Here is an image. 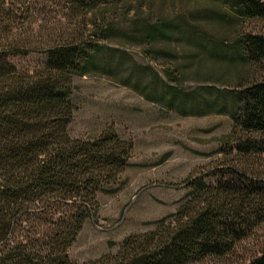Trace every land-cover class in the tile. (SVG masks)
Returning a JSON list of instances; mask_svg holds the SVG:
<instances>
[{
    "label": "trees",
    "instance_id": "obj_1",
    "mask_svg": "<svg viewBox=\"0 0 264 264\" xmlns=\"http://www.w3.org/2000/svg\"><path fill=\"white\" fill-rule=\"evenodd\" d=\"M157 1L0 0V264H200L232 256L264 231V35L245 29L264 21V0H194L192 19H201L195 24L158 14ZM58 5L75 27L53 37L37 17L40 8ZM131 14L138 18L136 32L116 30ZM115 32L150 48L185 42L195 57H208L234 76L238 88L230 103L210 105L229 111L233 140L224 153L233 158L216 169L217 181H186L185 202L155 230L128 236L117 253L78 263L70 250L86 222L97 220L99 194L119 182L135 151L134 141L113 127L91 140L70 133L74 79L110 76L123 66L100 43ZM151 52L176 56L167 47ZM33 54L46 58L44 69L20 71L14 59ZM148 70L163 87L149 92L137 77L134 89L148 100L184 114L201 108ZM249 264H264V243Z\"/></svg>",
    "mask_w": 264,
    "mask_h": 264
},
{
    "label": "rangeland",
    "instance_id": "obj_2",
    "mask_svg": "<svg viewBox=\"0 0 264 264\" xmlns=\"http://www.w3.org/2000/svg\"><path fill=\"white\" fill-rule=\"evenodd\" d=\"M195 3L158 0L156 12L172 20L184 17L195 24L201 20L196 16L192 19ZM58 6L40 8L37 17L38 25L48 29L53 37L75 27L63 19ZM137 19L134 14L122 18L115 29L133 34ZM245 29L264 35V21H250ZM123 33L115 32L100 42L123 65L120 71L110 76L92 73L74 79L72 101L77 110L70 127L71 136L91 140L113 127L122 138L132 139L135 144L130 167L115 186L99 194L97 220L86 222L70 250L71 259L78 263L117 253L128 236L155 230L160 221L174 215L185 202L190 192L186 181L200 176L217 181L213 178L216 169L231 164L233 158H225L224 153L233 140L229 111L218 112L217 107L210 105L230 103L238 88L234 76L208 57H195L194 47L185 42L155 44L150 48ZM160 47L175 50L176 56L156 58L151 51ZM14 63L20 71L32 73L44 69L46 58L33 54L14 59ZM149 68L159 73L164 82L176 85L188 103L196 101L201 108L184 114L177 108L172 110L166 102L150 101L140 94L133 86L139 76L149 92L155 87L163 88L154 82ZM167 70L180 75L181 80L171 82ZM263 243L264 231L258 230L232 256L200 264H249L259 255Z\"/></svg>",
    "mask_w": 264,
    "mask_h": 264
}]
</instances>
